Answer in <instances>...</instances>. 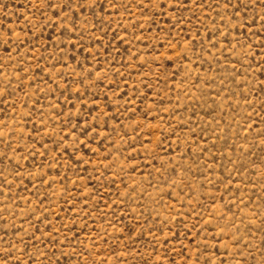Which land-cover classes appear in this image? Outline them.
<instances>
[{"label": "rangeland", "instance_id": "obj_1", "mask_svg": "<svg viewBox=\"0 0 264 264\" xmlns=\"http://www.w3.org/2000/svg\"><path fill=\"white\" fill-rule=\"evenodd\" d=\"M5 257L264 264V0H0Z\"/></svg>", "mask_w": 264, "mask_h": 264}, {"label": "snow or ice", "instance_id": "obj_2", "mask_svg": "<svg viewBox=\"0 0 264 264\" xmlns=\"http://www.w3.org/2000/svg\"><path fill=\"white\" fill-rule=\"evenodd\" d=\"M49 6H50V7H57L56 4H50ZM5 264H7V257H5Z\"/></svg>", "mask_w": 264, "mask_h": 264}]
</instances>
